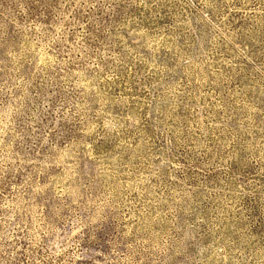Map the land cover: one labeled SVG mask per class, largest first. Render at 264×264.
I'll return each mask as SVG.
<instances>
[{"label": "rangeland", "instance_id": "obj_1", "mask_svg": "<svg viewBox=\"0 0 264 264\" xmlns=\"http://www.w3.org/2000/svg\"><path fill=\"white\" fill-rule=\"evenodd\" d=\"M0 264H264V0H0Z\"/></svg>", "mask_w": 264, "mask_h": 264}]
</instances>
